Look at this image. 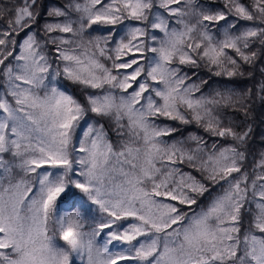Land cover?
<instances>
[{
    "label": "snow or ice",
    "instance_id": "snow-or-ice-1",
    "mask_svg": "<svg viewBox=\"0 0 264 264\" xmlns=\"http://www.w3.org/2000/svg\"><path fill=\"white\" fill-rule=\"evenodd\" d=\"M39 7H0V264H264V152L224 118L252 90L194 71L264 61V0Z\"/></svg>",
    "mask_w": 264,
    "mask_h": 264
},
{
    "label": "trees",
    "instance_id": "trees-1",
    "mask_svg": "<svg viewBox=\"0 0 264 264\" xmlns=\"http://www.w3.org/2000/svg\"><path fill=\"white\" fill-rule=\"evenodd\" d=\"M22 0H0V7L8 5L9 7L14 5H19ZM39 2V12L40 17L36 27L39 29L46 20L53 19L52 17L47 16V11L52 7L63 5L65 0H38ZM244 3L249 4L251 0H243ZM7 16L0 17V29H4L7 26ZM95 27V26H94ZM261 69H264V61L258 62L256 68H250L248 65L244 66L246 75L243 77L237 76L233 78H228L226 76H214L207 68L195 69L198 73L199 78L208 80V85L204 86L205 93H213L216 90H224L225 87L233 88L236 91H247L252 90V98L249 101V113L247 116L242 111L229 109L224 114L225 121H233V126H238L239 129L251 127V133L248 139V160L246 165L251 167L256 159H259V156L264 152V103L261 102L259 96V90L262 85H264V73ZM187 70V69H186ZM253 72V75L249 77L247 72ZM70 91H73V94L77 95L79 98H82V93L78 88H70ZM94 118V117H93ZM98 119V118H94ZM175 124V122H166ZM175 126L181 129V133L184 136H187L189 132L204 135L205 138H208V135L203 132L202 129H199L195 125L182 126L175 124ZM181 133H177V138H180ZM221 144L230 143V141H221ZM215 191V189L213 190ZM202 203H207V197L202 198ZM249 217L246 215L245 220Z\"/></svg>",
    "mask_w": 264,
    "mask_h": 264
},
{
    "label": "rangeland",
    "instance_id": "rangeland-1",
    "mask_svg": "<svg viewBox=\"0 0 264 264\" xmlns=\"http://www.w3.org/2000/svg\"><path fill=\"white\" fill-rule=\"evenodd\" d=\"M205 2H207V3H210V4H215L216 6H220L221 5V0H205ZM242 25H244V24H248V23H250V22H246V21H241L240 22ZM101 31L103 30V29H100ZM94 119V118H93Z\"/></svg>",
    "mask_w": 264,
    "mask_h": 264
}]
</instances>
